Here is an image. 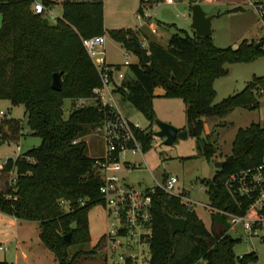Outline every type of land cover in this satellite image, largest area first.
I'll list each match as a JSON object with an SVG mask.
<instances>
[{
    "label": "trees",
    "instance_id": "trees-1",
    "mask_svg": "<svg viewBox=\"0 0 264 264\" xmlns=\"http://www.w3.org/2000/svg\"><path fill=\"white\" fill-rule=\"evenodd\" d=\"M33 1L0 0V99L23 105L30 135L40 139L37 146L0 163V213L38 222L39 239L57 264H76L104 240L101 236L90 249L84 248L90 242L88 213L103 203L101 180L93 166L95 157L89 154L85 137L101 123L104 109L94 101L63 116L64 100L89 99L101 84L82 39L107 34L134 54L137 62L128 66L132 78L125 83L126 89L120 85L118 92L151 121L156 88L163 89L164 97L180 98L188 136L194 138L203 132V118L224 117L235 108L259 107L255 92L264 88V75L253 76L240 91L217 103H213V82L227 73L225 64L252 62L264 56V50L246 39L235 48L217 47L211 36H197L180 28L169 36L166 48L154 42L143 48L131 28H104L102 0H61L62 13L54 22L45 13H34ZM40 1L47 8L56 3ZM189 1L192 5L197 0ZM261 4L264 8V1ZM54 74L59 78L58 89L51 86ZM21 129L20 119H1L0 142H17L23 135ZM135 134L142 150H148L152 133L136 130ZM214 152L212 144L205 141L203 155L209 159ZM263 158L264 125L255 122L239 127L224 164L204 180L210 205L233 210L224 179ZM150 213L148 264H247L256 259L254 253L242 259L234 255L239 239L227 233V225L219 221L221 215L215 214L212 230H208L178 196L156 188ZM167 215L184 218L182 233L170 232ZM67 233L69 241L63 237ZM74 245L79 248L71 252ZM0 264L11 263L0 260Z\"/></svg>",
    "mask_w": 264,
    "mask_h": 264
},
{
    "label": "rangeland",
    "instance_id": "rangeland-1",
    "mask_svg": "<svg viewBox=\"0 0 264 264\" xmlns=\"http://www.w3.org/2000/svg\"><path fill=\"white\" fill-rule=\"evenodd\" d=\"M61 0H56V3ZM128 2L124 3L121 0H106L104 2L106 12L105 18L107 23L121 22L129 17ZM126 6H125V5ZM46 9H50L47 8ZM152 20L158 23L159 29L165 33L173 32V26L183 28L187 32L190 31L191 23V4L189 0H166L155 1L151 8ZM62 13L61 3L54 6L52 14H47L50 22H54L56 17H60ZM232 22V21H231ZM131 24V23H130ZM216 22L214 20V26ZM262 27V24H261ZM258 36L263 38L262 49L264 50V34L262 28L258 30ZM165 37L161 40L164 42ZM223 44V43H221ZM112 45V44H111ZM216 46V45H215ZM237 45L234 44L232 48ZM217 47H227L221 45ZM135 57L130 55L129 62H134ZM108 60L117 63L118 70H113L114 84H120L126 89L125 83L132 78L128 72V66L124 65V48L119 44H113L108 51ZM227 73L214 80L213 88L215 97L213 103H217L223 98L240 91L245 84L252 79L253 76L264 75V56L248 63H231L225 64ZM127 77H130L127 78ZM118 87H115L114 93L117 108L132 122L137 123L144 131L153 133L157 130L154 120H149L142 112L138 111L127 99L118 92ZM259 107L257 109L235 108L231 113L224 117H212L206 119V126L203 127V132L199 138L187 136L185 139L176 138L171 145L162 143L163 139L152 136L151 146L148 150L140 155L130 157L136 162H142L139 169L134 170L129 174L127 179L133 183H145L153 185L156 182H163L164 178L169 175H174L177 178L175 191H183L191 200V207L204 223L208 230H212V222L215 217V212L210 209V201L205 191L204 180L211 177L215 170V162L222 161L230 154L231 143L239 127H246L251 123H260L264 125V88L256 90ZM163 89L156 88L154 97L152 98V109L154 119L167 122L177 129L187 127V119L185 113V105L178 97L162 96ZM94 104L93 99H87L78 102V105ZM69 102L65 100L64 118L68 115ZM77 108V107H76ZM0 120L3 118H16L22 121V136L17 142H0V163H3L7 158H15L17 155L31 148L32 144L37 146L40 139L37 136L30 135V130L24 116V107L21 104L13 105L8 99H0ZM96 130L94 129L87 138H95ZM98 135V134H97ZM209 142L215 148L214 154L207 159L203 155L204 142ZM18 147L20 151H18ZM202 186V188H201ZM203 205H206L203 206ZM66 210L67 206H63ZM101 211L100 205L92 207L90 213ZM220 215V214H219ZM105 217V216H104ZM219 221L226 224L225 218L219 216ZM16 241L18 248L16 250V260H14L13 242L1 243L0 260H6L11 264H57L54 254L46 249L40 242L39 224L36 221L16 220L15 221ZM105 229V220L101 219L97 231L101 232ZM217 227L215 231H217ZM227 233L232 238L239 239L234 245L233 252L235 256L253 252L256 256L254 261L247 264H264V243L257 239L245 238L238 236L234 231ZM100 237L94 239L84 245L85 249H90ZM92 239V240H93ZM123 245L116 248L112 253H108L106 239H104L98 248L91 253L90 256H82L76 264H126V261L119 259V254L125 255L132 253L135 258H131L129 264H148L149 248L147 241L141 238H117ZM79 248L78 245L71 246L70 251L73 252ZM22 251L26 254L27 259L22 257Z\"/></svg>",
    "mask_w": 264,
    "mask_h": 264
},
{
    "label": "built area",
    "instance_id": "built-area-1",
    "mask_svg": "<svg viewBox=\"0 0 264 264\" xmlns=\"http://www.w3.org/2000/svg\"><path fill=\"white\" fill-rule=\"evenodd\" d=\"M155 1L157 0H148L136 13V18H150L152 16L150 8ZM252 5L257 9L264 34V8L261 3ZM32 10L38 14H52L40 0L33 1ZM104 42V35L82 39L83 47L101 80L100 86L93 89L90 98L104 109L103 119L95 129L102 139L103 151L101 156L94 159L93 166L101 180L99 193L106 216L103 236L106 239L108 253H112L123 245L118 241V237L138 239V242L143 238L147 241L150 234L151 196L156 188L167 195L180 197L190 209L193 208L191 200L185 195L186 192L175 191L177 178L174 175L166 176L163 182H156L153 185L133 183L127 179L131 172L141 168L144 161L143 158L142 162L130 158L135 155L142 157V144L136 137L135 131H143V129L137 123H132L117 108L111 67L106 63L102 50ZM127 56L126 52L125 57ZM124 63L128 64V61L125 60ZM223 188L233 202V210L212 206L210 209L225 218L229 231L264 243V158L254 166L231 172L224 179ZM244 255H239L237 258L242 259ZM135 256L132 253L119 254V259L126 261Z\"/></svg>",
    "mask_w": 264,
    "mask_h": 264
},
{
    "label": "crops",
    "instance_id": "crops-1",
    "mask_svg": "<svg viewBox=\"0 0 264 264\" xmlns=\"http://www.w3.org/2000/svg\"><path fill=\"white\" fill-rule=\"evenodd\" d=\"M102 1H103V24L106 30L131 28L132 30L137 32L139 41L142 44L143 48H146L149 42H154L163 48L167 47L169 36L174 31L169 32L167 36H165V33L159 29L158 23L152 20V16L147 19H137L136 18V13L142 9V6H144L148 0H121L124 3L128 2L127 8L129 9V12H130L129 17L127 20H122L121 22L117 21V22H112V23L106 22V18H105L106 8L104 4L106 0H102ZM263 1L264 0H197L196 2L200 4L202 10L206 13V15L211 16L210 36L212 38L214 45L216 46L226 45V46L232 47L234 44L238 45L243 39H246L248 41H253L255 43L262 40V45H263V38L258 36V30L261 28V21L258 16L257 9H255L254 6L252 5V4H259ZM58 3H54L52 4V6H50L51 13H52L54 6H56ZM214 20L216 22L215 26H214ZM172 28H174L175 30V28H179V27L173 26ZM180 29H183V28H180ZM191 31L193 32V30L190 27L189 32ZM104 37H105V42L102 47V50L104 52V58H105L106 63L111 67L112 76H113V70H118L119 66L117 65V63H114L111 60H108V51L113 46V44H119L120 46L121 44L113 40L112 38H110L107 34H104ZM164 37L165 39L163 42L161 40ZM262 45H261V48H262ZM126 52L127 51H125L124 49V56ZM127 53H128V56L125 57V60L128 61V64L124 63V65L129 66L131 62H129L128 57L130 55H133L136 58V56L130 52H127ZM136 62H137V58L132 63H136ZM127 78L130 79V77H127ZM114 79L115 78L113 76V83H114ZM121 83L119 85L114 84V86L115 87L120 86ZM115 95H116V92H115ZM84 100H87V99H78V100L66 99V101L69 102L68 114L72 108L83 106V105H78V102H82ZM64 103H65V100L63 102V111H65ZM206 119L207 118H203L204 128L206 126ZM182 129H184V127H182ZM97 134L95 138H92V137L87 138L89 154L95 158L98 156H101L102 151H103L102 139L99 133ZM34 145L35 144H32L31 147H34ZM18 151H20L19 147H18ZM100 208H101V211L90 213L92 209L91 208L88 213L90 242H93L94 239L96 240V238L103 236L105 229H106L105 211L101 205H100ZM101 219L105 220V229L104 231H101V232L97 231L96 232L97 234L93 235L94 231L98 229ZM16 220L17 219L12 216L0 213V245L1 243L7 242V241L8 242L14 241V244H13L14 260H16V250L18 248V245H17L18 242L16 241V236L14 235L16 233V229H15ZM38 238H39V235H38ZM22 257L24 259H27L26 254L23 253V251H22Z\"/></svg>",
    "mask_w": 264,
    "mask_h": 264
},
{
    "label": "water",
    "instance_id": "water-1",
    "mask_svg": "<svg viewBox=\"0 0 264 264\" xmlns=\"http://www.w3.org/2000/svg\"><path fill=\"white\" fill-rule=\"evenodd\" d=\"M211 16L206 15V13L202 10L200 4L198 2H194L191 5V23L190 27L193 30L194 34L197 36H210L211 34V27H210ZM262 45L261 41L254 43V47H259ZM52 88L58 89L59 88V78L58 75L54 74L52 78ZM154 122L157 126V130L152 133L153 136L162 138V143L165 145H171L175 139L181 138L185 139L188 136L187 130L184 129H177L173 125L161 121L159 119H154ZM224 164V161H217L215 162L216 169L221 168ZM167 220L170 227V232L172 234L175 233H182L185 229V220L181 217H174L171 215H167ZM75 223H73V227H75ZM70 233L65 234L64 240L69 241Z\"/></svg>",
    "mask_w": 264,
    "mask_h": 264
}]
</instances>
